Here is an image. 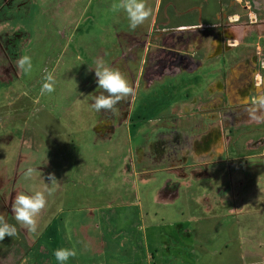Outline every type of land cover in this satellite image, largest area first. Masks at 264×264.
<instances>
[{
    "label": "rangeland",
    "instance_id": "obj_1",
    "mask_svg": "<svg viewBox=\"0 0 264 264\" xmlns=\"http://www.w3.org/2000/svg\"><path fill=\"white\" fill-rule=\"evenodd\" d=\"M118 2L0 0V216L17 229L16 236L0 241V264H57L53 251L61 247L76 251L66 264H264V140L250 143L261 131L264 135V124L258 123L264 110L257 111L259 120L248 114L253 99L264 95V70L259 69L264 0L233 3L240 24L233 35L242 34L236 47L193 73L152 87L146 73L149 48L134 50L130 39L150 34L155 0H144L151 15L135 30L129 29L123 9L112 11ZM240 52L257 61L254 82L263 89L258 87L257 94L255 88L241 103L225 101L215 85L205 93L207 82L221 80ZM23 55L32 59L30 75L16 66ZM97 60L119 70L132 89L112 110L91 108L103 92L93 69ZM49 73L54 91L41 95ZM200 94L202 100L194 103L192 95ZM186 98L193 109L188 115L182 108L166 113L172 102ZM199 103L205 105L198 110ZM236 108H246L244 117L250 120L248 126L234 124H241L238 130L229 128L224 116ZM180 120L191 128H180ZM170 121L179 127L170 128ZM213 121H220L222 139L207 165L190 157L185 163L179 155L162 158L163 145L157 153L150 144H165V134L175 140L173 131L200 134L204 123ZM142 154L147 156L139 164ZM28 167L40 171L32 181L23 179ZM49 174L55 185L47 184ZM30 185L47 201L35 217L34 233L11 211L16 196ZM46 189H53L51 195ZM170 189L176 199L159 201L156 193ZM82 228L90 241L76 232ZM92 240L95 253L89 248Z\"/></svg>",
    "mask_w": 264,
    "mask_h": 264
},
{
    "label": "crops",
    "instance_id": "obj_2",
    "mask_svg": "<svg viewBox=\"0 0 264 264\" xmlns=\"http://www.w3.org/2000/svg\"><path fill=\"white\" fill-rule=\"evenodd\" d=\"M235 1L236 0H155L149 27L150 34L143 40H136L133 38L130 39L128 37L131 40V47H134V50L135 48H140L143 49L145 53V49L147 47L149 48L147 54H149L150 57L147 61L148 68H146L148 80L150 81L149 87H152L154 84L162 85L164 79L180 75L182 72L193 73L197 71L199 67L207 64L210 60L220 58L223 53H226L228 50L236 47V39L239 35L236 36L233 35V33L236 32L237 34V29L240 24H238L237 21L238 13L235 11L237 4H233ZM213 5L217 6L216 9L215 7H212ZM259 27L261 26H256V29ZM248 29H255V27H248ZM241 36L242 34L240 33L239 37ZM233 38H235V40H232ZM133 40H135V42H133ZM246 41L247 39L244 43H247ZM247 45L249 44L247 43ZM144 53L142 55H144ZM244 53L246 52H240V56L237 57L235 63L228 66L229 68H227L228 70L226 72L224 84L223 77L221 78L222 81L218 79L215 83L208 81L204 92L206 93V90L209 87L215 85L216 87L214 88V91H224L223 96L225 97V101L230 102V100H232L231 102L241 103L244 100H249L250 94L254 92L252 90H255V88L258 89V87L262 88L260 86V82H257L256 84L254 82V67L258 65L257 61L254 62L250 57L245 58L246 56ZM237 54L238 53L236 52L235 55ZM235 55L230 56V58L236 59ZM132 58L137 61L136 56L131 55V59ZM143 63L144 62L141 60L139 75H141L145 70ZM257 78L259 79V77ZM257 89L255 92L258 94L259 89ZM203 95H192L193 102L196 103V99L201 101V97H203ZM189 102L190 100L187 98L183 101L172 102L168 109H166V113L169 114L174 109H179V111H181L182 108V113L188 115V113L193 110L191 109V102ZM221 104L222 99L220 98L217 105L220 106ZM189 105L190 108L187 107ZM194 105L195 104H193V106ZM203 105L205 104H197L196 109H201ZM213 105H215V107L217 106L216 104ZM237 111H241L240 114H238ZM245 111H247L246 108H236L235 112L232 113L229 110H226V113L228 114L224 113V116H226L225 121H231L229 124L230 126L232 125L229 128L238 130L241 124L235 127L234 124L237 125V123L239 124V122H241L243 125L244 121L246 124H244L245 126L249 125L250 120H247L246 117H244ZM243 117L244 119H242ZM183 121H179L182 125H180V128H191L189 126L190 124H186L187 126L182 124ZM170 122L174 125L170 128L174 129L175 127H179V124H177L176 121ZM258 123L259 125H263L264 120L260 119ZM204 126L206 128L205 131L197 135H192L189 131H187L188 129L186 132H182L181 130L172 132L174 133L173 137L175 139L178 137L176 140L179 141V149L177 150L176 156H172L174 159L175 157L180 156V159L183 157V162L189 163L188 157H190L193 162H202L206 165L208 164L206 162H209L208 159H210L213 155L215 146H217L220 139H222V136H220V129L222 127L220 125V121L206 122L204 123ZM187 132H189L192 136ZM261 132L259 133L257 140L253 141V139H251L250 143H257L258 141L260 142L261 140H264V135ZM229 133L230 131L228 134ZM163 136L164 140L170 139L167 134ZM150 144H152L153 149L156 150L157 153L159 152V146L163 145L159 142L158 144L155 142H151ZM155 144L158 146H155ZM143 149L144 147H140L139 150L143 151ZM149 154H151V152ZM146 156L147 155L143 154L139 156L141 158V163L139 164L143 163L144 160L142 161V158H146ZM139 169L141 171L142 169L143 171H146V169L150 170L147 167H140ZM203 175L207 176V174ZM167 191L161 190L156 193V197L158 196V200L162 203L169 202L167 199H172L170 201H174L176 199V191L173 189ZM92 210L96 213V208H93ZM58 212L61 215L62 211L60 209H58ZM86 212L88 214L90 213L88 211ZM88 220H94V218H88ZM6 223L9 224V222ZM76 232L79 233L83 241L87 240H84L86 237L85 233L88 234L89 231L82 228ZM118 233H121V231L119 230ZM118 233L114 235L117 236L119 235ZM122 233L124 234L125 232L122 231ZM28 238L32 242L36 240V237H33L32 235ZM36 245H38V243H36ZM94 246L95 243L92 240L89 248L93 251V253H95ZM39 247L44 249L41 245H39Z\"/></svg>",
    "mask_w": 264,
    "mask_h": 264
},
{
    "label": "clouds",
    "instance_id": "obj_3",
    "mask_svg": "<svg viewBox=\"0 0 264 264\" xmlns=\"http://www.w3.org/2000/svg\"><path fill=\"white\" fill-rule=\"evenodd\" d=\"M123 9L128 20L130 30H135L141 25L150 15L151 9L146 7L144 0H120L112 5V11ZM16 66L22 70L25 75H30L33 69L32 59L28 55L21 56ZM94 73L96 78L97 88L103 92L94 97V102L91 108L100 112L101 110H112L123 97L128 96L132 89L128 81L117 69L107 66L103 60H97L95 63ZM40 88V94L52 93L56 81L51 73L47 74ZM252 107L248 109L249 117L253 120H259L256 115L257 111L264 110V95L253 99ZM40 171L38 168L28 167L23 173L25 181H32ZM48 185H55L57 179L53 174L48 176ZM48 195H51L53 189H46ZM46 198L43 191L35 190L34 186L30 185L26 193H20L16 196L11 211L14 213L15 220L28 228L30 232L36 231L35 217L46 206ZM17 235V229L14 225H10L4 221L3 216H0V241H3L5 236L14 237ZM53 255L57 264H66L70 257L76 255L74 248H57L53 251Z\"/></svg>",
    "mask_w": 264,
    "mask_h": 264
},
{
    "label": "flooded vegetation",
    "instance_id": "obj_4",
    "mask_svg": "<svg viewBox=\"0 0 264 264\" xmlns=\"http://www.w3.org/2000/svg\"><path fill=\"white\" fill-rule=\"evenodd\" d=\"M149 57H150V55L148 54V56H146V59H147V61L149 60ZM229 68V67H228ZM257 66L256 67H254V71L255 72H257ZM147 71V70H146ZM222 77H223V79L225 80V78H226V72L224 73V74H222ZM231 122V121H230ZM229 122V123H230ZM179 149V141H177L176 139L175 140H173V139H171V141H169V140H166L165 141V144H163V147L162 148H160V150H161V153L160 154H162V158H164V156L165 155H167V158H169V157H172V156H176V153H177V150ZM169 150H171V152L172 153H169ZM166 152H168L167 154H166ZM170 154H172V155H170ZM166 157V156H165ZM215 158H212V160H214ZM214 161H212L211 163H210V165L213 163Z\"/></svg>",
    "mask_w": 264,
    "mask_h": 264
},
{
    "label": "built area",
    "instance_id": "obj_5",
    "mask_svg": "<svg viewBox=\"0 0 264 264\" xmlns=\"http://www.w3.org/2000/svg\"><path fill=\"white\" fill-rule=\"evenodd\" d=\"M259 69H260L261 71L264 70V58H262V59L259 61Z\"/></svg>",
    "mask_w": 264,
    "mask_h": 264
},
{
    "label": "trees",
    "instance_id": "obj_6",
    "mask_svg": "<svg viewBox=\"0 0 264 264\" xmlns=\"http://www.w3.org/2000/svg\"><path fill=\"white\" fill-rule=\"evenodd\" d=\"M135 120H136V121H141L142 119L140 120V119H137V118H136ZM143 120H145V119H143ZM146 121H147V120H146ZM38 247H39V246H38ZM42 247H43V246H42ZM44 249H46V248L44 247ZM47 254H48V253H47Z\"/></svg>",
    "mask_w": 264,
    "mask_h": 264
}]
</instances>
